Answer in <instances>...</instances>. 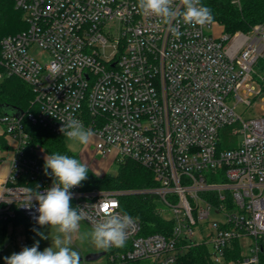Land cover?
<instances>
[{"label": "built area", "instance_id": "2783aa9c", "mask_svg": "<svg viewBox=\"0 0 264 264\" xmlns=\"http://www.w3.org/2000/svg\"><path fill=\"white\" fill-rule=\"evenodd\" d=\"M137 2L15 0L27 28L2 37L0 77L17 76L32 88V122L63 135V122L79 119L96 137L97 155L112 150L116 161L132 159L154 174L158 185L136 192L155 195L158 210L170 211L173 236L142 235L132 217L124 246L110 248L118 249L111 262L173 264L186 246L206 242L214 264H264V114L243 119L232 103L251 106L264 94V22L218 37L211 31L216 20L167 25L142 15ZM174 7L183 11L180 0ZM36 48L50 60L43 63ZM24 115L0 114V136L9 145L0 149V165L11 152L0 173V264H6L7 240L15 253L34 245L26 234L17 243L16 226L4 222L18 214L36 222L38 201L25 204L53 185L46 152L29 145ZM30 181L42 184L34 188ZM70 192L91 226L106 205L124 213L121 192L81 186ZM212 213L223 218L210 219ZM206 224L213 231L203 236Z\"/></svg>", "mask_w": 264, "mask_h": 264}, {"label": "trees", "instance_id": "16d2710c", "mask_svg": "<svg viewBox=\"0 0 264 264\" xmlns=\"http://www.w3.org/2000/svg\"><path fill=\"white\" fill-rule=\"evenodd\" d=\"M201 3L212 10L215 20L224 26L227 33H234L237 30L248 31L255 24L264 22V0H241L240 6L232 3V0H201ZM26 28L24 13L16 7L15 0H0V41L5 35L17 33ZM34 96L32 88L19 77L6 75L0 77V114L5 113L4 105L18 108L25 114L22 122L25 131L29 134V145L34 148L41 147L48 155L59 153L77 158V155L65 145L64 135L55 134L40 123H34L28 118L29 112L36 113L37 111V107L32 103ZM8 148L6 139L0 136V149ZM88 171L87 179L80 185L83 190L121 192L117 195L120 209L141 223L142 235L161 233L167 237L173 236L175 218L164 217L160 213L155 195L136 192L139 189L158 185L150 169L126 158L119 162L116 175L109 173L97 175L90 168ZM49 177L54 180L51 170ZM29 184L36 188L42 182L30 181ZM71 205L75 208L73 200H71ZM11 224L13 226L24 225L28 241L34 244L38 241L41 226L37 222L18 214L4 222L7 228ZM181 245L180 243L178 248H181ZM115 250L118 249L109 248L106 251L110 255ZM210 254L211 248L208 243H194L179 251L173 264H214ZM128 261L138 263L140 259L122 262Z\"/></svg>", "mask_w": 264, "mask_h": 264}, {"label": "clouds", "instance_id": "9594fccd", "mask_svg": "<svg viewBox=\"0 0 264 264\" xmlns=\"http://www.w3.org/2000/svg\"><path fill=\"white\" fill-rule=\"evenodd\" d=\"M174 3L175 0H138L136 7L142 15L156 17L167 25H172L174 21L178 25L181 20L191 26L215 23L212 10L204 6L201 0H180L183 11L175 8ZM173 34L179 37L181 33L178 28H173ZM60 132L73 145L86 146L93 136L91 129H86L79 119L72 117L63 122ZM44 169L45 174L51 170L53 185L43 193L37 191L30 195L25 206L31 207L34 197L39 204L36 222L54 229L56 235L51 236L50 247L39 251L37 241L32 247L25 246L19 253L5 257L6 264H80V253L71 247L72 236L77 233L81 242L87 240L98 249L124 246L127 230L134 219L127 213L115 211L117 205L111 209L105 207L102 218L90 231H80L81 221L86 217L83 209L72 207L70 189L80 186L87 179L89 171L86 164L74 156L54 153L45 156ZM39 234L43 239L48 238L43 233Z\"/></svg>", "mask_w": 264, "mask_h": 264}, {"label": "rangeland", "instance_id": "374dc122", "mask_svg": "<svg viewBox=\"0 0 264 264\" xmlns=\"http://www.w3.org/2000/svg\"><path fill=\"white\" fill-rule=\"evenodd\" d=\"M211 31L215 36H220L222 32L224 31V26L220 23L213 24ZM34 53L36 56L43 62H48L50 60V55L48 52L41 50L40 48H36ZM264 97V94L261 96V98H258L253 105L248 106L242 102H237L236 100H233L232 103H236V112L243 118V119H250L255 118L260 115L264 114V100L262 99ZM65 145L69 150H71L73 153L77 155V159L83 162L93 170L97 175H103L105 173H109L111 175H116L118 173L119 169V162L115 160V152L109 151L106 157L97 155L95 151V144L97 142V139L95 136H92L90 142L86 146L82 145H73L70 142H68L66 139H64ZM43 157L45 158L46 153H41ZM4 158L1 161L0 165V173H3L5 171V166L9 163V160L11 159V152H5L3 154ZM161 205V204H160ZM159 206V204H158ZM161 214L164 217H168L170 215L169 210H160ZM223 214H215L212 213L210 215V219H222ZM92 226L86 222L85 220L81 221V233L85 231H90ZM213 231V226L211 224H206L205 228L203 230V236H208ZM39 233H43L44 236L48 237L47 239L41 238V235H38V242H39V251H43L45 248L50 247L52 244L51 236L56 235V232L54 229L50 228L49 226H41ZM25 234V229L23 226H16L15 227V240L17 243L23 238ZM79 233L73 234L72 236V244L71 247L73 250H76L80 253L81 261L80 264H153L152 260L150 259H143L140 260L138 263H135L134 261H128V262H117L113 263L110 261V255L105 254L102 255L96 259H87V256L91 253H98L104 251V249H98L94 247L89 241L81 242L79 239ZM201 238V231L197 229V233L195 235L196 240H200ZM244 252L247 250L244 249ZM15 253V247L14 244L11 243L9 240L6 242V248L4 249V256H10L11 254Z\"/></svg>", "mask_w": 264, "mask_h": 264}, {"label": "water", "instance_id": "95a60500", "mask_svg": "<svg viewBox=\"0 0 264 264\" xmlns=\"http://www.w3.org/2000/svg\"><path fill=\"white\" fill-rule=\"evenodd\" d=\"M3 109L5 110V113L16 116V117H19L22 114L21 110H19L18 108H14L12 106H9V105H4ZM105 254H107L106 250H104L102 252H98V253H91L87 256V259H90V260L96 259L102 255H105Z\"/></svg>", "mask_w": 264, "mask_h": 264}, {"label": "crops", "instance_id": "0c3cea01", "mask_svg": "<svg viewBox=\"0 0 264 264\" xmlns=\"http://www.w3.org/2000/svg\"><path fill=\"white\" fill-rule=\"evenodd\" d=\"M7 167H8V164L5 166V171H4V172H6V170H7Z\"/></svg>", "mask_w": 264, "mask_h": 264}, {"label": "snow or ice", "instance_id": "6c2138e0", "mask_svg": "<svg viewBox=\"0 0 264 264\" xmlns=\"http://www.w3.org/2000/svg\"><path fill=\"white\" fill-rule=\"evenodd\" d=\"M105 207H107V205Z\"/></svg>", "mask_w": 264, "mask_h": 264}]
</instances>
